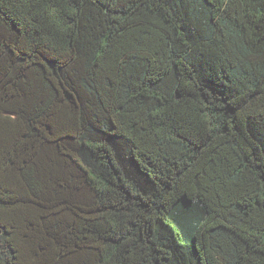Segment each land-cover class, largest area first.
I'll use <instances>...</instances> for the list:
<instances>
[{
    "label": "trees",
    "instance_id": "1",
    "mask_svg": "<svg viewBox=\"0 0 264 264\" xmlns=\"http://www.w3.org/2000/svg\"><path fill=\"white\" fill-rule=\"evenodd\" d=\"M0 264H264V0H0Z\"/></svg>",
    "mask_w": 264,
    "mask_h": 264
}]
</instances>
